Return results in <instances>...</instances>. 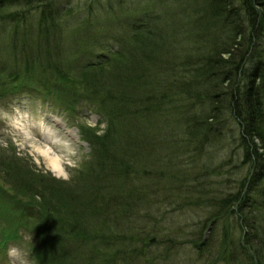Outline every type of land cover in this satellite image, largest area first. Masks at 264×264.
<instances>
[{"label": "trees", "instance_id": "trees-1", "mask_svg": "<svg viewBox=\"0 0 264 264\" xmlns=\"http://www.w3.org/2000/svg\"><path fill=\"white\" fill-rule=\"evenodd\" d=\"M95 1L82 10L102 3ZM104 1L99 8L117 18L91 31L85 15L72 28L70 0H0V74L15 79L17 95L66 102L71 90L88 91L108 123L103 137L82 130L92 158L83 172L87 198L82 195L70 221L72 209L62 207L70 198L58 204L67 220L61 221L67 223L61 247L69 252L63 264H159L188 246L197 259L205 254L212 261L264 264V0L196 6V0H158L157 8L127 18L113 8L114 0ZM117 2L123 12L126 3ZM166 2L188 9L184 18L172 7L158 9ZM157 11L165 19L152 21ZM205 15L221 20L216 37L209 30L210 42L194 28ZM102 33L121 47L101 43ZM67 51L68 58L60 57ZM103 66L114 70L110 88L91 75ZM231 121L243 151L236 171L224 161L213 165L216 151L233 138L225 134ZM196 206L208 216L195 217L187 236L181 226L165 234L156 228L168 214H198ZM80 209L100 224L84 226L73 214ZM109 221L115 225L108 228Z\"/></svg>", "mask_w": 264, "mask_h": 264}, {"label": "rangeland", "instance_id": "rangeland-1", "mask_svg": "<svg viewBox=\"0 0 264 264\" xmlns=\"http://www.w3.org/2000/svg\"><path fill=\"white\" fill-rule=\"evenodd\" d=\"M85 1V3H84ZM102 3L93 5V7L90 10V14L87 13L89 9H84V6L87 7L86 3L95 4V0H70V5H72V28L73 27H79L83 22L81 23L80 20L89 19V22L87 25L91 26L92 29L98 30H104L108 24L112 22L111 19L116 20V13H111L109 16L108 14H105V11H102L99 8V5L105 6L104 0H100ZM118 0H114L113 2V8H117L119 11V15L125 16L127 18L128 15H133L136 13H139V11L142 10H149L155 9L156 4L158 0H123L126 4L124 5L123 12L121 11V8H119ZM157 1V2H156ZM187 2L194 1V0H185ZM197 3H195V6L199 3L202 4L204 0H196ZM107 2V1H106ZM158 9H161L162 7L171 8L173 12L176 10V13L179 15L180 20L184 18V13H187L188 9H184L183 12L182 8L183 6H180L179 3L175 2H166L164 5H159ZM117 11V10H116ZM101 15V13H103ZM173 12L170 14V16L173 14ZM71 15V13H70ZM153 20H162L161 13L157 11L153 13ZM238 16H235L234 21H237ZM241 21H243V16L241 15ZM101 18V19H99ZM165 19V18H163ZM237 19V20H236ZM197 22L194 24L195 29H199L201 33L204 35L203 42H210L211 41V34H213L214 37L217 36V33L214 32L218 30L221 27V20L215 19L213 16L205 15L203 17V21L206 23H202V18H197ZM165 21V20H164ZM170 21H174L170 19ZM121 22V24H123ZM202 23V25L200 24ZM148 24V23H147ZM127 25V23L125 24ZM151 25V23H149ZM192 26V25H191ZM121 29L125 32V36L129 38L130 31L125 28L123 25H120ZM149 27H146L144 31L148 30ZM211 30V34L209 32ZM100 31H97L100 33ZM104 35L103 39H98L101 43H111L110 48L115 50L116 48H120L121 45L119 43H116L115 40L114 43L113 40L111 42L110 36H107L106 34L102 33ZM141 34V33H140ZM88 35V34H87ZM179 40L184 42V36L182 30L179 31ZM187 35V34H186ZM194 42L198 40V33L194 35ZM202 36V35H201ZM206 38V39H205ZM93 39V37L91 38ZM184 45H180L181 47ZM70 47V46H69ZM96 48V47H95ZM101 49H105L104 47L100 46ZM68 53L60 54L61 56L69 57L70 51H67ZM59 55V53H58ZM59 57V59H60ZM55 59H58V56L55 57ZM114 73V70H110L108 67H97L92 70L91 75L93 77L98 76V78H105L108 81V85L106 88H110L111 86V77ZM16 81L15 79H12L10 77H7L6 75L0 74V105H10L13 102L19 101V100H27L29 103H33L36 101H39L41 104L46 106L48 109L53 111H58L60 113H63L67 120L70 123H75L76 121L82 120V118L87 117L89 115L94 114V118L104 121L105 116L101 115L100 109L97 107V102L95 99L91 96V94L88 91H76L74 93V89L68 92L70 95V98L66 102H62L60 100H57L56 102L48 101L45 99V101H41L39 98H32L31 95L29 96H22L19 99H16L18 97V89L14 88L16 87ZM10 89H14L13 91H8ZM16 97V98H15ZM14 100V101H12ZM11 101V102H10ZM79 102L80 105L74 103ZM234 126V122L231 121L230 126H227V132L225 134H230L231 137L227 136V138H232L228 145L227 149H220L216 151V158H215V164H220L221 161L226 162L230 168L236 169V166L238 165L240 159L242 156V148H241V142L238 138V135H240V132L237 129L231 130V127ZM233 128V127H232ZM83 127H81L80 131L82 133V136L84 138L83 134ZM238 131V132H237ZM236 137V141H234V145L232 143V140ZM224 138V137H223ZM85 139V138H84ZM87 142V141H86ZM87 145L90 147V144L87 142ZM242 151V152H241ZM91 147H90V154L89 158L85 159L83 166L81 169L74 175L73 180L71 183H63L56 181L54 179H51L50 177H44L41 175L35 174L31 170V166L29 163L25 160L18 159L14 152L11 150H4L0 149V264H7V249L10 245H16L19 247H22L27 251L32 260L33 264H63L65 259L67 258V254L69 253L68 250L62 249L61 243L62 240L60 239L61 234L65 231L64 225L61 221L65 220L66 212H64L62 209H60V199L63 202V199L67 196L70 198V201L67 203L62 204L63 208L69 207L72 209V211H68L67 209H64L71 213L70 215H67V220L70 221V218L72 216V212L76 210L77 203L81 200V197L84 196V198H87V193L85 192V182H83V172L88 170L91 164ZM216 166V165H215ZM236 171V170H235ZM234 185V183H233ZM41 193V195H40ZM83 195V196H82ZM73 201V202H72ZM175 204V202H174ZM178 205V204H176ZM79 208H83L78 204ZM195 212L198 214H195L191 211L186 212H178L176 214H168V217L166 218L168 222L163 223L161 227L157 225L156 228L158 230L160 229V234L170 233L175 230V227L181 226V228H185L186 232L184 233V236H187L190 231H192L193 228H191L189 225H193L194 218H202V220L206 219L208 216V211H205L204 207H195ZM80 212L73 213L75 218H81V222L84 224V226H98L101 222V219L99 217L94 218L92 220V214L88 209H80ZM83 212V213H81ZM81 213V214H80ZM56 216H55V215ZM81 215V216H80ZM96 217V216H93ZM100 217H102L100 215ZM227 218V217H226ZM65 220V221H67ZM111 220V219H110ZM95 224H94V222ZM125 222V221H123ZM128 222V221H127ZM126 222V224H127ZM123 224V223H122ZM115 225L113 222L109 221L107 226L113 227ZM202 228V227H201ZM218 229V228H217ZM200 230V229H199ZM197 230L195 231V233ZM194 233V237L197 236V234ZM32 234V241L29 239H26V237L30 236ZM205 234L207 236V240H210L211 230L206 229ZM220 234L221 233H216ZM222 236V235H221ZM152 239V238H151ZM221 246L219 247V249ZM192 249V250H191ZM104 251L107 253V250L104 249ZM219 252V250H218ZM194 253V246H188L187 250L180 249L177 252V256H170L168 258H160L161 263L159 264H186L183 261L185 259H190V264H239L238 261H234L230 259L229 261L224 262V260L220 261H212V259H209L205 257V254H202L201 256H198V259L195 257H192V254ZM108 255H112L110 252L107 253ZM163 254V252H162ZM189 255V256H187ZM141 262H144L142 260H139ZM78 261L76 260L75 263ZM148 264L150 262H147ZM143 264V263H142ZM242 264H245L244 262Z\"/></svg>", "mask_w": 264, "mask_h": 264}, {"label": "clouds", "instance_id": "clouds-1", "mask_svg": "<svg viewBox=\"0 0 264 264\" xmlns=\"http://www.w3.org/2000/svg\"><path fill=\"white\" fill-rule=\"evenodd\" d=\"M81 127L103 137L108 123L94 118V114L70 123L63 113L50 110L39 101L0 105V149L11 150L18 159L27 161L35 174L66 184L89 158L90 147ZM26 239L32 241V234ZM6 255L7 264H33L22 247L10 245Z\"/></svg>", "mask_w": 264, "mask_h": 264}, {"label": "water", "instance_id": "water-1", "mask_svg": "<svg viewBox=\"0 0 264 264\" xmlns=\"http://www.w3.org/2000/svg\"><path fill=\"white\" fill-rule=\"evenodd\" d=\"M153 241H154V239H153Z\"/></svg>", "mask_w": 264, "mask_h": 264}]
</instances>
